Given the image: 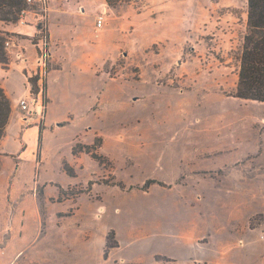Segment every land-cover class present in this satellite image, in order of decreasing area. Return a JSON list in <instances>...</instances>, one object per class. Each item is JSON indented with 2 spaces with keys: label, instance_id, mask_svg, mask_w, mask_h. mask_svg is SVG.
<instances>
[{
  "label": "rangeland",
  "instance_id": "obj_1",
  "mask_svg": "<svg viewBox=\"0 0 264 264\" xmlns=\"http://www.w3.org/2000/svg\"><path fill=\"white\" fill-rule=\"evenodd\" d=\"M28 10L50 47L51 14L64 67L51 77L48 129V76L41 95L27 85L30 112L11 101L20 134L36 132L22 157L0 152V264H264V102L234 96L248 0ZM6 25L18 23L0 31L19 49L35 44L36 32L28 42ZM6 51L9 68L25 64Z\"/></svg>",
  "mask_w": 264,
  "mask_h": 264
},
{
  "label": "trees",
  "instance_id": "obj_2",
  "mask_svg": "<svg viewBox=\"0 0 264 264\" xmlns=\"http://www.w3.org/2000/svg\"><path fill=\"white\" fill-rule=\"evenodd\" d=\"M111 4V0H108ZM30 3L27 0H0V20L15 23L19 20L21 12L28 9ZM7 6L9 9H5ZM14 10V11H13ZM12 15V17H11ZM0 31V63L9 69L10 58L4 48L6 38ZM239 72L236 92L234 96L245 100L264 102V0H248V18L246 32L240 46ZM34 86L36 78L32 79ZM12 112V102L5 89L0 85V141L4 137ZM43 127L40 126L39 143L42 142ZM98 145H85V150L93 159L106 164L107 157L98 151ZM77 147L73 148L76 154ZM70 176H76L74 169L65 168Z\"/></svg>",
  "mask_w": 264,
  "mask_h": 264
},
{
  "label": "crops",
  "instance_id": "obj_3",
  "mask_svg": "<svg viewBox=\"0 0 264 264\" xmlns=\"http://www.w3.org/2000/svg\"><path fill=\"white\" fill-rule=\"evenodd\" d=\"M24 26V27H23ZM9 25H6L4 27L5 30H10L19 34H22L26 36V41H31V37L34 36L36 32V26L35 23L29 25H15L16 30L9 29ZM49 31H50V39H51V60L52 62H55L56 64H53L51 69H49L48 72V87H47V94L49 98V104L47 106V116H46V127L48 129L49 123L48 119L50 118V109L51 104L54 102V95L52 94L51 90V77L54 74V72H57L61 70L64 65L62 63V56L61 51L66 43L65 39L57 36L55 34L54 24L52 21L51 14H49ZM31 49L29 46L25 45L26 52L24 51L25 56V64L21 65V63L16 64L15 67H10L9 69L0 67V85L5 89L7 95L9 96L10 100L13 101H19L20 98L27 96L28 94V83H27V77L24 72V66L27 65V67L31 69H35L37 67V57H36V49L34 45L31 43ZM15 109L12 105V112L10 116L9 123L7 125L6 133L4 137L0 141V152L1 153H8L11 155H22L25 153L26 149L23 148L25 143L29 140V133L33 132L35 135V127H31L27 130L26 133L20 134V131L18 130L19 127V121L16 118V114L14 113ZM68 123V121H66ZM60 123V122H58ZM14 133V135H12ZM12 136L14 141L16 142V146L14 149H10L8 147L9 138ZM78 138V136L76 137ZM27 140V141H26ZM24 144V145H23Z\"/></svg>",
  "mask_w": 264,
  "mask_h": 264
},
{
  "label": "built area",
  "instance_id": "obj_4",
  "mask_svg": "<svg viewBox=\"0 0 264 264\" xmlns=\"http://www.w3.org/2000/svg\"><path fill=\"white\" fill-rule=\"evenodd\" d=\"M29 3H34L37 0H27ZM31 13L30 10L28 9H24L21 12L20 18L17 21L18 24H23L26 25L28 24V21L26 20V16L29 15ZM44 16H39L37 18V21L42 20L43 21ZM97 27L100 28L103 26L104 22H105V13H102L98 16L97 18ZM45 29L42 23H37L36 25V37L37 40L35 42V46L37 47V53H38V63H37V67L35 69H31L29 67H25V75L27 77V83L29 86V89H32V87L34 86V81L32 79L36 78V82L37 85L40 87L39 90V95H41L42 92V86H43V82L46 80L47 76H48V58L51 57V47H50V42H49V38L48 36L45 34ZM6 49L8 50V52H13L17 54L18 58H22L24 51L22 49H19L20 46L19 44H17L13 39H7L6 40ZM23 61L25 60V58L22 59ZM36 101V98L33 96V93L29 90L28 95L25 97H22L19 99L18 101V106L20 108L21 111L23 112H30L31 111V106L34 104V102ZM42 101H38L37 102V107L38 105H40L41 107L42 105ZM37 114H42L38 109H37ZM26 117V116H25Z\"/></svg>",
  "mask_w": 264,
  "mask_h": 264
}]
</instances>
